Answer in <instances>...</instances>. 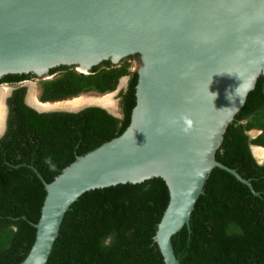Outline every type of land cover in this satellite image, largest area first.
Segmentation results:
<instances>
[{"label":"water","instance_id":"1","mask_svg":"<svg viewBox=\"0 0 264 264\" xmlns=\"http://www.w3.org/2000/svg\"><path fill=\"white\" fill-rule=\"evenodd\" d=\"M59 66L99 69L118 85L126 112L118 137L51 183L33 169L46 196L19 264L47 263L83 193L151 178L169 192L153 239L164 264H180L171 237L188 226L211 171L251 188L215 153L264 70V0H0V78H43Z\"/></svg>","mask_w":264,"mask_h":264},{"label":"trees","instance_id":"2","mask_svg":"<svg viewBox=\"0 0 264 264\" xmlns=\"http://www.w3.org/2000/svg\"><path fill=\"white\" fill-rule=\"evenodd\" d=\"M54 72L61 74L40 83L41 102L118 86L95 67L86 75L67 66ZM29 77L5 75L0 83ZM24 93L13 92L0 140V264H19L33 245L46 196L33 169L51 183L76 157L118 137L126 112L121 92V119L98 107L37 113L23 103ZM252 146L264 148V70L215 153L251 188L224 170L211 171L188 226L171 237L180 264H264V162L258 164ZM168 201L160 178L83 193L65 213L46 264H164L153 238Z\"/></svg>","mask_w":264,"mask_h":264},{"label":"flooded vegetation","instance_id":"3","mask_svg":"<svg viewBox=\"0 0 264 264\" xmlns=\"http://www.w3.org/2000/svg\"><path fill=\"white\" fill-rule=\"evenodd\" d=\"M68 68H70V67H68ZM57 74L60 75L61 73L60 72H54L52 74L48 73V75H52L53 76L52 79L57 78L58 77V76H56ZM30 75H31V77H29L27 79H24V80H22V81H20L18 83H14V84L13 83H5V82L0 83V88H2V87H9L8 88L9 90H7V89H0V91L1 90H7L8 91V93H6V95L4 96V103H3L4 116L2 114L0 116L3 119V121L0 123V129H1L0 130V140L4 137V135L7 132V128H8V118H9L10 112L12 111V107H11L12 104L10 103L11 102L10 101V98L12 97V94H13V92L15 90L24 89V92L25 93H24L23 103L29 109H31V110H33V111H35L37 113H45V112H42L43 110L57 109L59 107H54V106H59V105L62 104V103H56L54 105L47 104V105H43L41 107V104H40L41 101L39 99L40 93L37 94L35 97L34 96H32V97L28 96V92H29V87H30L31 81L36 80V79H40V81H38V83L35 86V87H37L38 90H39V87H40V90H41V84L40 83L42 82V78L36 77V76H34L32 74H30ZM118 90H120V89H118ZM81 94H89V93H80V94L74 96L75 97L74 99H76V97H78ZM119 94H120V91L118 93L117 98L119 99V102H118L119 103V111H120V114L119 115L121 116V108H120V98H119ZM63 103H65V102H63ZM92 103H94V102H88L87 101V102L82 103L83 105L81 104L80 106H78V107H76L74 109L59 108L58 109L59 111L52 110L50 113H53V112H63V113L76 114V113L81 112L84 109L89 108V107H97L95 104H92ZM112 115L115 116L114 114H112ZM119 119H121V118H119Z\"/></svg>","mask_w":264,"mask_h":264},{"label":"rangeland","instance_id":"4","mask_svg":"<svg viewBox=\"0 0 264 264\" xmlns=\"http://www.w3.org/2000/svg\"><path fill=\"white\" fill-rule=\"evenodd\" d=\"M56 76H60V75H56ZM55 76V77H56ZM38 81H40V79H36L31 81L30 87H29V92H28V96L32 97V96H36L37 94L40 93V87L39 90L37 89L36 84L38 83ZM9 88V87H8ZM118 90L111 92V93H107L105 95H98L96 93H90V94H81L78 97H76L77 100H82L83 103L84 102H90V100H92L93 102H100L101 100H104V98L106 99L107 97H111L112 103L106 105V107L108 108V112L114 114V115H119L120 111H119V99L117 98ZM76 99H68L66 102H72L75 101ZM3 103H4V97L0 99V116L1 114L4 116V109H3ZM62 103V102H61ZM3 121V119L0 117V123Z\"/></svg>","mask_w":264,"mask_h":264},{"label":"clouds","instance_id":"5","mask_svg":"<svg viewBox=\"0 0 264 264\" xmlns=\"http://www.w3.org/2000/svg\"><path fill=\"white\" fill-rule=\"evenodd\" d=\"M57 68V67H56ZM72 69H74L77 73H81V74H85L86 75V73H84V72H81L80 70H78V69H76V68H72ZM49 73V72H48ZM89 74V73H88ZM52 75H47V76H45V77H43L42 78V81H49V80H52ZM116 90H118L117 88L114 90V91H116ZM114 91H112V92H114ZM120 90H118L117 92H119ZM89 94L90 93H94V92H88ZM109 93H111V92H109ZM97 94V93H96ZM105 94H107V93H104V94H98V95H105ZM73 97V98H72ZM72 97H68V98H66V99H62V100H58V101H52V102H40V104H41V107L43 106V105H46V104H51V105H54V104H56V103H63V102H66L68 99H74L75 97L74 96H72ZM90 102H93L92 100H90ZM92 104H97L96 102H94V103H92ZM98 107V106H97ZM98 108H100V107H98ZM59 108H57V109H52V110H57V111H59L58 110ZM102 109V108H101ZM52 110H43L42 112H45V113H50ZM64 110V109H63ZM105 110V109H104ZM105 111H107V110H105ZM108 112V111H107ZM108 113H110V112H108ZM110 114H112V113H110ZM118 117L120 116V115H117ZM116 115H115V117L116 118H118ZM119 118H121V116L119 117ZM118 118V119H119ZM183 120H184V123L188 126V127H185L184 129H183V131H185V132H187L188 130H189V128L191 127V125H192V121H191V119L189 118V117H187V116H185V117H183ZM257 133H260V132H257ZM255 148H261V149H264V148H262V147H257V146H252L251 147V153H252V156H253V149H255ZM255 158V157H254ZM257 161V160H256ZM264 162V161H263Z\"/></svg>","mask_w":264,"mask_h":264},{"label":"bare ground","instance_id":"6","mask_svg":"<svg viewBox=\"0 0 264 264\" xmlns=\"http://www.w3.org/2000/svg\"><path fill=\"white\" fill-rule=\"evenodd\" d=\"M0 89H8V87H2ZM7 90H1L0 91V99L3 98L6 93H8ZM83 100V99H82ZM82 100H75L73 102H65V103H62L61 105L59 106H54V107H59V108H66V109H74L78 106H80L83 101ZM112 103V100H111V97H107L106 99L104 98V100H101L100 102H98L97 104H100V105H103V106H106L108 104H111ZM47 105V104H46ZM51 105V104H50ZM83 105V104H82ZM2 128V127H1ZM1 130V129H0ZM253 154L258 158V159H264V149H261V148H255L253 149Z\"/></svg>","mask_w":264,"mask_h":264}]
</instances>
